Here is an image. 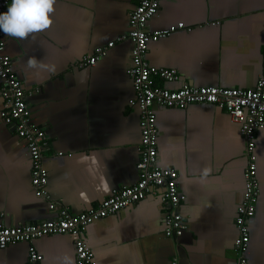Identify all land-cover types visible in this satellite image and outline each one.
Here are the masks:
<instances>
[{
	"label": "crops",
	"instance_id": "crops-1",
	"mask_svg": "<svg viewBox=\"0 0 264 264\" xmlns=\"http://www.w3.org/2000/svg\"><path fill=\"white\" fill-rule=\"evenodd\" d=\"M138 0H56L52 26L27 39L6 36L5 52L29 92L33 123L48 148V198L32 185L26 141L0 119V226L38 222L63 207L79 213L97 207L112 189L138 179L140 110L127 73L132 41H116L94 66L78 61L129 31ZM183 22L185 28L152 41L146 58L175 68L169 89L195 86L254 87L263 68L264 0H160L150 30ZM34 61L29 64V61ZM1 87V81H0ZM2 97L0 94V105ZM158 165L178 172L185 195L179 211L188 223L181 236L165 235L167 206L160 191L87 226L95 264H236L235 218L245 193L246 141L222 108L193 103L154 105ZM259 200L249 220L248 264H264V128L257 131ZM56 204L55 210L49 203ZM41 264H75L69 234L38 237ZM27 242L0 248V264H28Z\"/></svg>",
	"mask_w": 264,
	"mask_h": 264
},
{
	"label": "built area",
	"instance_id": "built-area-1",
	"mask_svg": "<svg viewBox=\"0 0 264 264\" xmlns=\"http://www.w3.org/2000/svg\"><path fill=\"white\" fill-rule=\"evenodd\" d=\"M12 0H0V12L7 11ZM160 0H138L129 13V31L111 40L106 45L98 46L93 53L83 56L78 65L94 66L107 50L126 38L132 41L131 64L127 69L131 77L135 96L129 100L131 105L140 110L139 160L137 162L138 179L131 185L112 189L97 207L74 213L63 207L56 217L38 222L23 223L15 226H0V248L10 243L27 242L28 264H41L40 254L33 242L36 238L49 234H69L75 243V264H95L94 252L85 238L87 226L94 221L107 217L130 206L150 194L160 191L162 202L167 206L164 217L165 235L181 236L188 228L179 207L185 198L178 187V172L171 167L158 165V128L154 105L185 108L193 103L214 104L224 109L230 119L239 125L245 138L247 164L244 173L245 193L237 208L235 222L238 236L234 246L237 251L236 264H248L247 250L250 243L249 220L255 215L259 194V178L256 148L257 131L264 128V52L262 72L251 88H232L223 86H195L185 83L179 89H169L156 82V79L174 80L175 68L156 67L147 58L148 45L167 37L179 29L185 28L183 22L166 28L150 30L148 21L157 13ZM6 35L0 32V119L12 127L23 138L30 151L32 160V185L38 196L48 198V171L44 166L43 151L48 148L45 130L33 123L28 103L29 92L24 89L21 79L13 69V59L5 52ZM55 210L56 204L49 203ZM172 264H181L174 257Z\"/></svg>",
	"mask_w": 264,
	"mask_h": 264
},
{
	"label": "clouds",
	"instance_id": "clouds-1",
	"mask_svg": "<svg viewBox=\"0 0 264 264\" xmlns=\"http://www.w3.org/2000/svg\"><path fill=\"white\" fill-rule=\"evenodd\" d=\"M56 0H12L7 11L0 12V32L17 39L48 30L53 24ZM34 61L30 60L29 64Z\"/></svg>",
	"mask_w": 264,
	"mask_h": 264
}]
</instances>
